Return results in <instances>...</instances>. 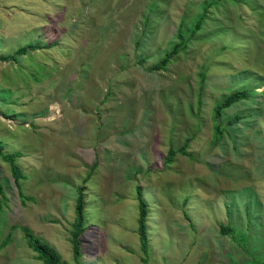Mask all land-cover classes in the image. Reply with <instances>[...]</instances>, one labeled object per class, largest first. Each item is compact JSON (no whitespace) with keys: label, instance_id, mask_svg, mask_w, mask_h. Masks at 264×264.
<instances>
[{"label":"rangeland","instance_id":"obj_1","mask_svg":"<svg viewBox=\"0 0 264 264\" xmlns=\"http://www.w3.org/2000/svg\"><path fill=\"white\" fill-rule=\"evenodd\" d=\"M0 145V264H264V0H0Z\"/></svg>","mask_w":264,"mask_h":264},{"label":"trees","instance_id":"obj_2","mask_svg":"<svg viewBox=\"0 0 264 264\" xmlns=\"http://www.w3.org/2000/svg\"><path fill=\"white\" fill-rule=\"evenodd\" d=\"M201 21L198 20L195 24V27L193 28V31H195V28H198ZM178 37H180V42L175 43L172 46V49L166 53L163 58L160 60V62L154 66V69H163L165 65L168 63V61L178 52L182 46H184V39L182 34H178ZM29 48H35L34 45H29ZM27 48H22L18 50L19 54H24L26 52ZM12 59H16V56H11ZM205 73H200V80L201 82H204ZM249 96V93L247 90H235L232 91L230 94H228L223 100L220 102L215 103L213 107V120L215 122L214 124V137L215 140H218L221 136L222 128L219 123V119L222 115V111L224 108H227L231 106L233 103L245 99ZM235 119H238V117H235ZM235 119H231L229 123L235 121ZM186 145H183L179 151L188 154L185 151ZM176 153V150L170 149L167 153L164 162L170 163L173 161V156ZM17 153H15L16 155ZM0 157L6 161L9 164L11 174L14 178L18 193L20 196L23 195L21 186L19 181L24 178V175L20 171L19 167L16 165L15 160L13 158L12 154H8L2 151V147L0 145ZM82 188L78 189V196L76 199V215L75 220L72 223V231H71V242H72V249L75 258H78V256L81 253V237L84 232L83 224H84V203H83V194H82ZM0 197L3 199L5 198L3 186L0 183ZM137 200H138V218H137V232L139 235V242L140 247L143 253H147L148 249V238H147V228H146V218H147V205L146 202L141 197L140 193L137 194ZM24 237L26 239L27 245L37 253V258L42 261V264H68L66 262L61 261L60 256L56 253L55 249L49 245L47 242L43 241L39 237L35 236L33 232L24 227L23 229ZM220 232L223 234H228L232 228L229 225H220L219 228Z\"/></svg>","mask_w":264,"mask_h":264}]
</instances>
